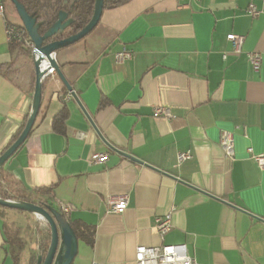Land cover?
I'll use <instances>...</instances> for the list:
<instances>
[{"label":"crops","instance_id":"obj_1","mask_svg":"<svg viewBox=\"0 0 264 264\" xmlns=\"http://www.w3.org/2000/svg\"><path fill=\"white\" fill-rule=\"evenodd\" d=\"M4 2L0 154L30 114L36 82L32 53L9 42L8 22H21ZM96 28L57 62L104 139L143 163L109 148L56 73L44 80L32 131L3 166L14 194L46 200L36 190L52 187L48 201L71 205L69 219L94 230L72 264H135L137 246L161 244H185L203 264H264V170L247 150L264 153V0H130L104 9ZM231 33L245 36L243 52L232 51ZM124 47L133 57L117 62ZM253 50L263 56L259 71L246 56ZM158 107L172 117L155 116ZM63 108L61 132L54 119ZM225 130L234 132V160L219 144ZM185 151L192 157L177 166ZM96 152L108 161L92 163ZM121 194L126 209L108 212ZM168 212L172 229L162 237L156 218ZM27 214L0 207V264H14V238L24 244L19 264L47 250L50 240L11 220Z\"/></svg>","mask_w":264,"mask_h":264},{"label":"water","instance_id":"obj_2","mask_svg":"<svg viewBox=\"0 0 264 264\" xmlns=\"http://www.w3.org/2000/svg\"><path fill=\"white\" fill-rule=\"evenodd\" d=\"M10 1L17 11V14L21 20V24L25 27L30 39L34 43L33 60L36 82L29 118L19 137L3 153L0 154V168L3 167L4 164L23 145L33 129L42 104L44 80L48 78L46 75L47 69L44 68L45 63L55 69L57 75L61 78L65 86L71 92L72 96L78 102L95 130L99 133L101 138L104 139L98 127L94 123L92 117L83 106L76 92L73 90L71 84L63 74L56 59V54L58 53V51L79 42L94 30V28L101 20L104 11V0H95L93 14L89 22L79 31L69 35H65V32L68 29L73 28L75 22V19L71 16V11L66 9L59 10L57 12L55 21L49 27H47V29L43 30L42 28L45 23L39 20V17L37 15H35L34 13H29V11L21 1ZM69 1L70 0H66L65 2L68 3ZM71 6L73 7L74 3H72ZM106 144L110 149L122 154L123 156L143 163V161L139 158L114 147L107 141ZM0 207L17 209L20 211L35 214L38 217L46 220L49 224L51 232L50 243L47 250H44L37 255L36 264L73 263L78 253L79 239L70 223L69 218L65 217L60 210L50 205H42L32 201L7 199L2 197H0Z\"/></svg>","mask_w":264,"mask_h":264},{"label":"built area","instance_id":"obj_3","mask_svg":"<svg viewBox=\"0 0 264 264\" xmlns=\"http://www.w3.org/2000/svg\"><path fill=\"white\" fill-rule=\"evenodd\" d=\"M201 2V0H193ZM6 5L4 0H0V14L5 13ZM248 12L256 17L260 14V10L254 5L248 6ZM7 35L11 44H22L25 48L31 49V53H34V43L30 39L27 30L23 25H17L13 22L7 24ZM227 40L232 45V51L235 53H241L244 51L243 46L245 42V36L240 34H228ZM246 56L255 71H259L262 63V53L259 51H248ZM133 57V51L126 47L115 52V59L117 62H123ZM226 57V54H224ZM44 68L47 69V77L56 75V71L53 67H50L45 63ZM68 96H72L68 91ZM155 116H165L167 118L172 117L170 110L167 107H158L154 111ZM219 144L223 150L225 157L229 160L235 159V136L232 131H223L221 133ZM248 153L250 157L257 163L261 170H264V153H257L252 147H249ZM192 157L191 152H180L177 157V166L183 161ZM109 159L108 152H96L91 156V162L94 164L103 165ZM129 201L128 194H121L113 196L108 201V212L121 213L123 212ZM73 207L69 204H60V211L63 215L69 218ZM41 218V217H40ZM159 234L163 237L172 229V212H168L162 216L156 218L155 225ZM93 264H99L94 262ZM135 264H203L197 261V259L191 255L185 244H161L156 246L139 245L135 250Z\"/></svg>","mask_w":264,"mask_h":264},{"label":"trees","instance_id":"obj_4","mask_svg":"<svg viewBox=\"0 0 264 264\" xmlns=\"http://www.w3.org/2000/svg\"><path fill=\"white\" fill-rule=\"evenodd\" d=\"M19 1H21L25 5L29 13H34L35 15L39 17V20L45 23L42 28L43 30L47 29V27H49L55 21L57 12L59 10L66 9V10L71 11V16L75 19V22H74L73 28L68 29L65 32V35H69V34L79 31L89 22L93 14L94 3H95V0H76V1L70 0L68 3L65 2L66 0H19ZM129 1L130 0H104V9L117 7ZM72 3H74L73 7L71 6ZM15 24L20 25V26L22 25L21 23H15ZM12 46L13 48H20L28 53H31V49L25 48L22 44H12ZM65 94L66 95L68 94L67 90H65ZM100 105H102V102ZM28 118H29V115L24 119V122L22 123L20 128L17 130L16 134L13 136V142L21 134ZM66 118H67V110L66 108H63L54 119V128L58 131L63 132L65 130ZM4 178L5 176L3 175V167H1L0 168V197L12 198L15 200L37 202L23 195H18L14 193L12 195L8 194V192L11 193L12 190H10L9 186H7L6 184H3ZM36 191L41 194L48 195V198L46 200H42V199L39 200L38 201L39 204L50 205L54 207L48 201V199L53 196L52 187L51 188L50 187L40 188V189H37ZM54 208L60 210V204L58 205V207H54ZM70 223L73 229L75 230L78 239H84V240H87L89 243L93 244L94 230L90 226H87L86 224H83L78 221L70 220ZM12 241L13 243H16L18 246V250L17 251L14 250L12 253L13 262L14 264H19L20 251L23 249L24 244L21 238H14L12 239ZM35 258L36 257L33 256V259Z\"/></svg>","mask_w":264,"mask_h":264},{"label":"rangeland","instance_id":"obj_5","mask_svg":"<svg viewBox=\"0 0 264 264\" xmlns=\"http://www.w3.org/2000/svg\"><path fill=\"white\" fill-rule=\"evenodd\" d=\"M6 2H7V5H8V8H10L11 10L14 11L15 16H18L17 11L15 10V8H14L13 4L11 3V1L10 0H6ZM18 18H19V16H18ZM19 20H20V18H19ZM20 22H21V20H20ZM96 29L97 28L95 27L94 30L88 36H90L93 33H95ZM3 184H6L7 186H9L10 190H12L11 186H10L11 185L10 181L7 178L4 179V183ZM13 193H14L13 191H11V193L8 192V194H11V195ZM7 199H12V198H7ZM36 203H38V201ZM18 212L19 211H16L15 214H21L20 212L19 213ZM26 217L27 218L23 219L22 217H20L18 215H15V217H13L11 220H13L14 223L25 222L27 224H30V225H28L29 226L28 227L29 228V234L32 233L34 238L39 239L40 241L43 238H46L47 240H50L51 232H50L49 224L47 223L46 220H44L43 218L38 217L35 214H30V215L27 214Z\"/></svg>","mask_w":264,"mask_h":264}]
</instances>
